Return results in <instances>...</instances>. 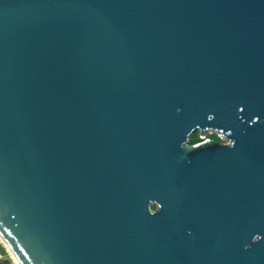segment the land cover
<instances>
[{
    "label": "water",
    "instance_id": "obj_1",
    "mask_svg": "<svg viewBox=\"0 0 264 264\" xmlns=\"http://www.w3.org/2000/svg\"><path fill=\"white\" fill-rule=\"evenodd\" d=\"M0 235L21 264H264V0H0Z\"/></svg>",
    "mask_w": 264,
    "mask_h": 264
},
{
    "label": "flooded vegetation",
    "instance_id": "obj_2",
    "mask_svg": "<svg viewBox=\"0 0 264 264\" xmlns=\"http://www.w3.org/2000/svg\"><path fill=\"white\" fill-rule=\"evenodd\" d=\"M209 130L211 131V133L208 132ZM196 133H197V135L195 136L194 134H196ZM206 134H207V136H206ZM220 136H222L220 133H219V135H217L215 132H213L212 129H206L204 133H201L199 131V129H194L189 134L188 142L193 143V144H197L198 142H201V141H204L207 139L220 140V138H219Z\"/></svg>",
    "mask_w": 264,
    "mask_h": 264
},
{
    "label": "rangeland",
    "instance_id": "obj_3",
    "mask_svg": "<svg viewBox=\"0 0 264 264\" xmlns=\"http://www.w3.org/2000/svg\"><path fill=\"white\" fill-rule=\"evenodd\" d=\"M195 136L197 135L194 134ZM0 259H8L10 262H12L13 264H15L13 262V259L8 251V249L6 248V246L3 244V242L0 240Z\"/></svg>",
    "mask_w": 264,
    "mask_h": 264
},
{
    "label": "bare ground",
    "instance_id": "obj_4",
    "mask_svg": "<svg viewBox=\"0 0 264 264\" xmlns=\"http://www.w3.org/2000/svg\"><path fill=\"white\" fill-rule=\"evenodd\" d=\"M0 240L3 242V244L6 246V248L8 249L12 259H13V262L15 264H21L19 259L17 258V256L15 255V253L13 252V250L11 249V247L8 245V243L4 240V238L0 235Z\"/></svg>",
    "mask_w": 264,
    "mask_h": 264
},
{
    "label": "trees",
    "instance_id": "obj_5",
    "mask_svg": "<svg viewBox=\"0 0 264 264\" xmlns=\"http://www.w3.org/2000/svg\"><path fill=\"white\" fill-rule=\"evenodd\" d=\"M0 264H13L8 259H0Z\"/></svg>",
    "mask_w": 264,
    "mask_h": 264
},
{
    "label": "built area",
    "instance_id": "obj_6",
    "mask_svg": "<svg viewBox=\"0 0 264 264\" xmlns=\"http://www.w3.org/2000/svg\"><path fill=\"white\" fill-rule=\"evenodd\" d=\"M208 132H209V133H211V131H210V130H209ZM213 132H215L217 135H219L218 131H216V130H213ZM206 136H207V134H206ZM202 137H203V136H202ZM219 138H220V140H221V141H225V139H224V137H223V136H220Z\"/></svg>",
    "mask_w": 264,
    "mask_h": 264
}]
</instances>
